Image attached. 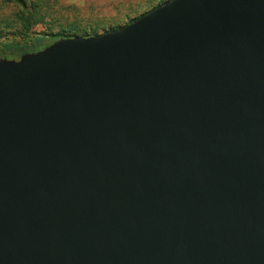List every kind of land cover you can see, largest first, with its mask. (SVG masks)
I'll use <instances>...</instances> for the list:
<instances>
[{"label": "water", "instance_id": "water-1", "mask_svg": "<svg viewBox=\"0 0 264 264\" xmlns=\"http://www.w3.org/2000/svg\"><path fill=\"white\" fill-rule=\"evenodd\" d=\"M0 264H264V0L0 58Z\"/></svg>", "mask_w": 264, "mask_h": 264}, {"label": "trees", "instance_id": "trees-1", "mask_svg": "<svg viewBox=\"0 0 264 264\" xmlns=\"http://www.w3.org/2000/svg\"><path fill=\"white\" fill-rule=\"evenodd\" d=\"M165 0H145L130 6L125 14L127 19L121 24H104L101 22L79 24L65 18H57L56 24L46 25V29L36 31L35 27L45 23L46 18L55 11L52 0H0V57L18 58L25 52L39 50L53 41L74 35L90 36L123 26L149 8L155 7ZM146 5H142V4Z\"/></svg>", "mask_w": 264, "mask_h": 264}, {"label": "rangeland", "instance_id": "rangeland-1", "mask_svg": "<svg viewBox=\"0 0 264 264\" xmlns=\"http://www.w3.org/2000/svg\"><path fill=\"white\" fill-rule=\"evenodd\" d=\"M55 11L46 18L45 23L35 27L36 31L46 29V25L56 24L57 18H65L69 21H77L79 24L86 25L89 23L101 22L104 24H121L127 19L125 14L130 10V6L145 0H52ZM166 1V0H165ZM142 5H146L145 3ZM151 9V8H149ZM148 9V10H149ZM1 56L0 58H2ZM6 58H15L10 55Z\"/></svg>", "mask_w": 264, "mask_h": 264}]
</instances>
